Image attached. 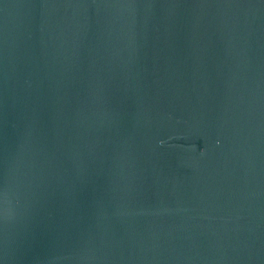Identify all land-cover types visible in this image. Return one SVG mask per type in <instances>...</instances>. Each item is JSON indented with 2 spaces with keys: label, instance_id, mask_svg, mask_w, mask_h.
Returning a JSON list of instances; mask_svg holds the SVG:
<instances>
[{
  "label": "water",
  "instance_id": "95a60500",
  "mask_svg": "<svg viewBox=\"0 0 264 264\" xmlns=\"http://www.w3.org/2000/svg\"><path fill=\"white\" fill-rule=\"evenodd\" d=\"M0 264H264V0H0Z\"/></svg>",
  "mask_w": 264,
  "mask_h": 264
}]
</instances>
